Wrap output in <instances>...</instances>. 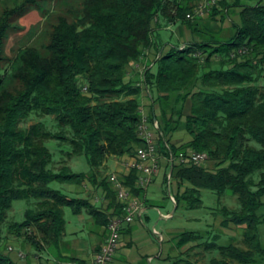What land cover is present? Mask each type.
I'll return each mask as SVG.
<instances>
[{"label":"trees","instance_id":"16d2710c","mask_svg":"<svg viewBox=\"0 0 264 264\" xmlns=\"http://www.w3.org/2000/svg\"><path fill=\"white\" fill-rule=\"evenodd\" d=\"M59 1L65 8L50 15L51 29L40 44L20 47L14 57L5 55L4 42L13 27L11 17L24 12L28 3L40 1L24 0L0 14V232L18 199L27 200L29 208L25 219L10 223L9 228L25 231L36 249L63 238L66 207L75 213L86 209L101 221L103 212L87 199L72 197L52 184H82L87 179L95 183L111 157L134 155L138 146H145L140 135L143 80L158 100L175 97L181 103L155 129L159 153L172 165L177 209L201 208L204 188L220 198L227 191L239 198L238 208L223 206L220 214L223 226H244L247 247L204 242L221 254L210 264H255L259 256L264 259L260 236L264 224L263 0L242 4V20L230 40L205 39L184 49L173 47L156 60V70L144 72L141 81L129 79L131 63L146 56L162 18L181 20L195 29L187 17L195 0ZM33 115L49 117L56 129L44 120L23 127ZM183 117L192 140L178 146L167 131ZM50 140L56 151L48 146ZM191 152H206L205 162L214 167L177 159ZM56 153L61 157L57 168L53 166ZM81 156L90 171L77 172L67 162ZM138 179L137 169L124 178L136 197L142 191L136 187ZM110 183L109 176L102 177L101 185L109 195L114 192ZM118 206L120 215L124 205ZM110 220L103 221L109 225ZM203 236L184 231L177 247ZM0 264L17 263L0 248Z\"/></svg>","mask_w":264,"mask_h":264},{"label":"crops","instance_id":"0c3cea01","mask_svg":"<svg viewBox=\"0 0 264 264\" xmlns=\"http://www.w3.org/2000/svg\"><path fill=\"white\" fill-rule=\"evenodd\" d=\"M178 23L182 24V28L179 30L182 40L180 46L205 40L203 37L205 34L203 35L201 31L197 30V26L194 29L181 21H170L168 18H162L155 28L157 37H155L154 44L147 51L146 56L140 61L131 63L129 79L141 81L147 69L156 70L158 57L175 47L165 39L163 30L172 28ZM156 38L163 40V42L159 43ZM141 85L144 88L141 95L143 116L154 119V121L157 120L164 125L165 120H169L172 117L175 108L178 109L181 103L175 97L171 98L170 101L158 100V95H152L143 80ZM167 134L172 143L178 146L192 140V136L185 126V117L178 123H172L168 127ZM143 147L138 146L137 153L134 155L126 154L110 158L104 164L107 170L104 177L116 172L124 180L134 169L132 163L137 159L138 150ZM171 176V162L168 157L163 156L160 161V168L153 174L152 181L148 186H143L139 179L137 180L136 187L142 189L140 196L137 198L143 203V212L137 215L132 223L124 225L121 244L113 264H153L154 262L164 264L167 262L169 254L172 256L176 255V252L172 254V248L169 254H162L159 243L161 238L165 242L174 239V236L177 235L176 233L179 232L178 229L169 224L163 227V231L156 226L152 229L150 226L152 218L149 211L151 207L160 210L162 206L168 204L169 200L176 204L171 198ZM175 183L173 185L174 192L176 190ZM110 186L114 191L111 195L101 185V178H98L97 181L95 180V183L87 179L82 184H68L67 187L70 196L87 199L93 206L103 212L104 217H102L101 221H98L86 209L75 213L71 207L69 208L72 209L76 216L68 220L66 217L67 209L65 208L66 231L58 243H42L40 249H36L31 243L27 244L25 245L26 247L24 246V250L29 254L28 257L19 255V252L23 251L20 247H14L13 251L8 249V252H4L10 255L17 264H93L97 252L101 249L109 233L108 225L103 220L109 217L112 218L115 214L117 215L119 211L118 205L121 203L114 185L110 183ZM161 216L165 219H173L175 218V212L169 210L162 212ZM175 239L177 242L178 238ZM20 245L23 246V242H20Z\"/></svg>","mask_w":264,"mask_h":264},{"label":"rangeland","instance_id":"374dc122","mask_svg":"<svg viewBox=\"0 0 264 264\" xmlns=\"http://www.w3.org/2000/svg\"><path fill=\"white\" fill-rule=\"evenodd\" d=\"M23 1L24 0H0V14L6 9V7L18 5ZM39 1L40 3H28L24 12L16 13L11 17L13 27L8 30L4 40L6 56L14 57L20 47L28 44L39 45L41 39L43 40V34L51 26L52 21L49 20L50 15H56L63 10L61 9L62 5L59 0ZM203 1L205 0H195V2H193L195 5L194 10ZM255 1L257 0H217V8H214L215 5L211 6L208 8L204 16H195L191 20H193L197 26L196 29L201 31L203 35L205 34L203 36L204 39L227 41L235 35L237 30L236 26L241 23V12L244 8L242 4L253 3ZM224 3L227 5L225 6ZM62 8H65V6ZM181 22L185 24L183 21ZM181 28L182 24L178 23L172 28L163 30L165 39L175 47H181L182 40L180 38L181 34L179 33ZM183 35L185 36V34ZM155 37H157V35H155ZM157 40L159 43L163 42L161 39ZM40 120L47 121L48 126L51 129H56L49 117H39L36 115H33L21 125L23 127H29L31 124ZM47 144L52 151H56L55 143L53 141L50 140ZM160 156L162 159V154ZM55 158L56 160L54 161L53 166L57 168L61 164V162H59L61 161L60 154L56 153ZM67 162L71 164L73 169L77 172L90 171L85 156H81L79 159H69ZM204 164L210 168L214 167L211 162H205ZM106 172L107 170L105 167L103 173H101V179ZM52 185L70 193L67 190L68 184L54 182ZM171 187L173 188V184H171ZM172 194L174 195L173 191ZM202 199L204 205L198 209H188L184 206H180L177 209V205L173 204L170 200L168 201V204L162 206L160 210L153 207L149 208L152 218L150 223L152 229L156 226L159 230L163 231V227L169 224L170 226L177 228L179 231L176 233L177 235L174 236L175 238H179L184 231H197L204 235L202 240L190 242L181 248L176 246L177 242L174 237L171 241L168 240L166 242L161 238L159 244L162 254H169L171 248L173 250L172 254L176 252L175 256L169 254L168 260L164 264H210L213 258H221V254L218 250L209 249L205 246L204 242L207 241L215 240L219 245L235 244L243 248L247 247L244 241V226L236 224L223 226L222 221L224 220V217L220 214V209L223 206H228L231 209L238 208L240 206L238 196L234 195L231 191H227L223 197L220 198L217 192L204 188L202 189ZM28 208L29 204L27 200L18 199L14 201L13 207L9 212V221L3 225L0 232V248L5 252H8L10 246L20 247L25 253V256L28 257L29 254L24 250V246L30 244L28 234L25 231L18 233V231H12L9 228L10 223L15 221L22 222L25 219V212ZM66 209L67 219L70 220L75 218L76 214L72 212V209L69 207H66ZM169 210L175 212V218L165 219L161 216L162 212H167ZM214 236L217 237L215 238ZM260 236L262 244L264 245V224L260 226ZM20 242H23L24 245H20ZM153 264L159 263L154 262ZM255 264H264V259L259 256L258 262Z\"/></svg>","mask_w":264,"mask_h":264},{"label":"built area","instance_id":"2783aa9c","mask_svg":"<svg viewBox=\"0 0 264 264\" xmlns=\"http://www.w3.org/2000/svg\"><path fill=\"white\" fill-rule=\"evenodd\" d=\"M216 4L217 0H205L200 3L193 12L189 13L187 17L193 19L195 16H204L208 8ZM185 47L186 44L182 45L181 49ZM244 51V49H241L239 53H244ZM233 56H235V54H233ZM86 89L85 87V90ZM157 128H159V122L157 120L152 124L148 117H143L140 124V135L145 140V146L138 150L137 159L132 163V167L139 172V181L143 186H148L150 184L153 174L160 168L161 156L154 130ZM208 158L209 156L206 152H191L188 155L181 153L177 159L183 163L201 164L207 161ZM172 159L174 158L172 157ZM109 180L114 185L117 196L124 205L123 213L111 218L108 225V237L101 249L97 252L93 264H113L121 244L124 225L132 223L136 216L143 212L142 201L132 194L119 173H111L109 175ZM171 198L176 202V198L172 193ZM9 249L13 251L14 247L10 246ZM19 255L25 257L23 251H20Z\"/></svg>","mask_w":264,"mask_h":264}]
</instances>
